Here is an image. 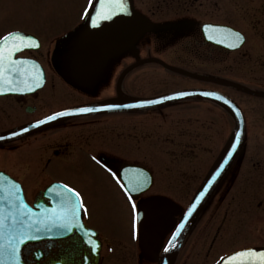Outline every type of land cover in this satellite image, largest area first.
<instances>
[{"label": "flooded vegetation", "instance_id": "af4514ba", "mask_svg": "<svg viewBox=\"0 0 264 264\" xmlns=\"http://www.w3.org/2000/svg\"><path fill=\"white\" fill-rule=\"evenodd\" d=\"M133 6L138 13V49L141 55L142 47H145L148 48V53L143 56L156 55L197 76L215 79L214 82L200 81L196 77L183 76L197 80L199 83H195V87L225 93L240 106L244 115L241 145L190 222L172 264H179L181 253L183 264H215L223 254L234 249L252 245L264 246V0H133ZM205 25L215 27L204 33ZM223 27L240 31L244 36L243 42L235 48L224 46L221 38ZM160 28L166 31L159 33ZM145 30L148 32L141 38ZM179 35L184 37L181 43L177 42L179 50L173 49L169 54L166 52L167 57L159 51L158 46L176 47L173 41ZM209 36L213 39H209ZM84 47L93 49L94 44H84ZM150 48H154V53ZM179 52L183 54H178ZM25 54L29 56V53ZM33 56L41 57L35 53ZM182 57L183 61L179 59ZM228 81L232 82L231 86L223 83ZM205 103L218 108L219 121L228 128L212 159L207 162L203 157V153L212 152L207 151L206 146L201 150V157L197 153V142H186L184 154L189 159L197 154V162L192 164L189 161L184 167L185 176L179 174L178 166L168 174L169 183L166 188L172 202H138L141 204V217L144 216L147 220L143 235L146 252L150 256L154 255L153 258L160 251L162 245L159 243L163 244L168 238L182 211L190 203L191 193L183 201L177 197L175 191L192 192L198 188L206 177L212 160L221 157L226 141L238 126V120L224 104L200 101L201 105ZM62 105L63 93L57 90L51 93L37 91L32 94L1 96L0 120L19 125L44 117ZM16 112H19L18 117L12 115ZM60 123H51L42 130L59 126ZM187 136L191 138L197 135H192L189 130ZM180 141H176L177 145ZM81 142H86L91 147L90 141L85 138L76 139L74 136L71 138L54 134L46 142V150L52 154L47 160L61 157L65 153L64 147L68 148L71 143L80 145ZM98 153L110 166L107 168H111L113 172L118 171L120 163L112 160L110 152L99 150ZM97 168L105 175L113 192L117 193L119 189L113 184L111 173ZM116 174V179L120 180L119 172ZM116 179L113 178L115 184ZM39 196L36 195L35 198ZM122 201H125L124 198ZM37 247L32 245L29 251L34 252ZM38 248L42 252L47 251L46 255L43 253L44 259L68 250L73 254L75 264H103L106 250L100 243L96 254L90 252L89 247L76 234L62 241L42 243Z\"/></svg>", "mask_w": 264, "mask_h": 264}, {"label": "rangeland", "instance_id": "374dc122", "mask_svg": "<svg viewBox=\"0 0 264 264\" xmlns=\"http://www.w3.org/2000/svg\"><path fill=\"white\" fill-rule=\"evenodd\" d=\"M85 1L87 2V0H0V35L6 31L18 29L38 34L43 41L41 48L43 56L48 57L52 54L51 49H54L55 39L64 33L61 27L68 26L78 17ZM53 15L57 18V24L52 23ZM177 38L173 43L179 50L177 42L181 43L184 37L179 35ZM158 49L163 54L170 51L169 45L158 46ZM179 59L184 60L183 57ZM128 61H123L122 66ZM58 80L62 82L63 89L68 93L65 100L77 97L72 95V89L69 86L62 80ZM58 80L57 83H59ZM113 81L114 78L110 81L111 84H107L109 88H112ZM184 83V79H177L176 75L164 71L161 67L146 64L132 71L124 79L122 88L127 94L133 96L150 95L174 89ZM113 93V89H106L98 97ZM86 99L87 97L78 98V100ZM182 102L143 113L101 117L105 120L78 118L65 121L29 139H22L0 149V167L13 170L23 179V176L31 180L35 177L38 179L39 174L34 171L38 172L39 166L41 167L44 158L47 157L46 142L54 134H62L63 137L85 138L91 145L99 143L109 145L106 150L115 151L111 157H117L123 161V164L139 160L156 175L157 183L154 186V192L165 194L168 192L166 188L169 183L168 174L172 173L174 167L178 166L179 174L185 176L184 167L190 160L192 164L197 162L196 158L199 154L202 157L201 150L205 146L207 151L212 152L203 153V157L207 162L210 161L228 129L219 121L218 108H213L207 103L201 105L196 100ZM12 115L18 117L19 112ZM9 124L0 120V128ZM189 130L192 131V135L197 136L188 138ZM179 139L181 141L178 144L181 146L177 145ZM192 140H195L198 145V155L193 156L195 159L187 158V154L183 152L185 143ZM81 147H86V143H83ZM77 148L71 143L69 151L73 152ZM79 150H86V148L79 147ZM77 156V153H74V157ZM196 170L198 171V168ZM42 174L62 179L76 187L87 199L84 204L87 208L89 224L112 239L113 244L116 239H119L116 241V243L119 241L116 254H111L105 264H145L139 261L138 250L130 241L133 239L132 208L127 207L126 202H121L122 195L118 191L117 195L113 192L105 175L92 164L88 157L84 156L79 160L69 157L55 160ZM37 184V181H31L30 187L39 188L43 182L39 186ZM26 185L28 187V183ZM175 193L184 201L191 192L175 191ZM123 207L126 208L123 209ZM179 264H183L182 253Z\"/></svg>", "mask_w": 264, "mask_h": 264}, {"label": "snow or ice", "instance_id": "6c2138e0", "mask_svg": "<svg viewBox=\"0 0 264 264\" xmlns=\"http://www.w3.org/2000/svg\"><path fill=\"white\" fill-rule=\"evenodd\" d=\"M126 0H100V4L96 7V14L92 16V25L95 27L100 20L111 19L117 13L126 12L125 7ZM93 0H89V6H92ZM85 15H89L88 10L85 9ZM205 31L209 28H213V25H205ZM231 31V30H230ZM232 35L239 42H243V36L238 33H232ZM73 34L68 33V39L72 40ZM213 39L212 36L208 37ZM38 40L30 35L23 33L19 30L9 31L4 36H0V93L5 91H31L32 89L28 87L29 83L39 86V81L42 80V73L39 68L36 66L35 62L28 61L24 58H19L15 54L24 50L25 48H38ZM229 47L235 48L238 47L237 43L230 44ZM31 63L32 67H26L27 64ZM23 85V86H21ZM177 95H184V93H177ZM205 95L215 96L216 93L207 92ZM223 99V97H220ZM155 101H145L144 103H154ZM106 107H118L116 105H106ZM94 109L81 107L73 109L72 111L77 113H85L93 111ZM65 112L54 113L46 117L44 120H39L36 123L41 124L45 121L54 120L59 116L65 115ZM233 149L235 144H233ZM231 151L228 152V156H231ZM93 159H96L93 157ZM227 163V160H225ZM107 167V166H106ZM223 165H221V168ZM107 171L112 174L114 178L117 177V174L112 171L111 168H107ZM127 171V170H126ZM219 174V170L216 175ZM215 176H213V180ZM119 183V179H118ZM212 183V181H209ZM147 183L143 181L139 176L136 177L134 183L131 184H121V188L126 195L130 192H142L147 188ZM51 188L46 195H51L54 199L58 200L61 204V213L63 219L67 223L57 222V226L67 228L68 223L78 220V215L81 211L87 214V208L84 204L83 197L81 193L75 188L69 187L68 185H59ZM204 192H201L199 196L196 197V202H199L200 198L203 197ZM128 200L131 203L132 212H133V238H137L139 232V225L137 222V213L139 212V206L132 199L131 195H128ZM5 206L9 209H17L26 207L24 204L23 198L20 195V186L17 185L14 181L9 182L7 177L0 173V264H4L5 259H10L15 261L16 264L19 262V245L23 243L28 237L22 236L17 237L15 235L16 231L24 221V214L17 211H9L5 213ZM196 203H193L188 209L187 214L184 219H187L188 215H191ZM147 215V209H145V216ZM79 226L78 223L76 225ZM185 227L183 222L179 223L175 231L172 233V238L169 241V244H172V241L175 240L176 236L179 235L181 230ZM71 230L70 228L68 229ZM11 233L9 236L8 242L5 244L4 236L5 233ZM81 235H85L81 233ZM83 243L89 246V251L95 253L97 251V243L91 239H84ZM174 246V245H173ZM165 251L169 249L165 247ZM239 258V259H237ZM228 264H264V251L257 252L253 248H246L243 250H238L228 257H226Z\"/></svg>", "mask_w": 264, "mask_h": 264}, {"label": "water", "instance_id": "95a60500", "mask_svg": "<svg viewBox=\"0 0 264 264\" xmlns=\"http://www.w3.org/2000/svg\"><path fill=\"white\" fill-rule=\"evenodd\" d=\"M181 93V92H179ZM184 95H177L175 94H169L163 96L162 100L158 101L156 99H144V100H133L128 102L125 106H120V107H114L117 109H138L141 107H149V106H155V104L163 103V102H168V101H173L175 99L181 98ZM155 101L154 103H144L145 101ZM98 105L94 106H89L90 107H96ZM108 108V107H106ZM113 109V108H110ZM27 126H23L21 128H18L10 133H5V134H0V141L8 140L10 137L15 136L17 134H22L31 129L32 127L26 128ZM11 182L10 180H8ZM202 192V191H201ZM20 195L23 198L24 201V196L20 193ZM196 201V200H195ZM24 204L26 207L23 208H17V209H9L7 206H5V213L7 214L9 211H17V212H22L24 214V221L16 231L15 235L19 238L22 236L28 237L19 245V262L18 264H23L21 262V257H20V251L23 246L27 241L38 239L40 237H52L54 238L58 232L68 230L69 228L71 229L70 231H66L63 236H66L70 232H72L73 229H75V221H72L68 223L67 228L65 227H59L57 226V222L59 223H67L61 213V204H55L53 202L52 206H45L41 202L38 203L36 206L37 208L34 209L27 205L24 201ZM74 226V227H73ZM12 235L11 233L6 232L4 236V243L6 244L8 242L9 236ZM57 237V236H56ZM4 264H16L15 261H11L10 259H5Z\"/></svg>", "mask_w": 264, "mask_h": 264}]
</instances>
